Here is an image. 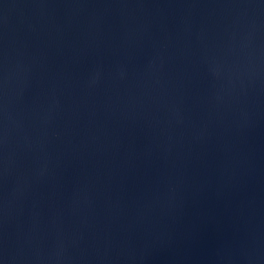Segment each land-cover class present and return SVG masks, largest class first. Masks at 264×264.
Masks as SVG:
<instances>
[{
	"label": "water",
	"instance_id": "obj_1",
	"mask_svg": "<svg viewBox=\"0 0 264 264\" xmlns=\"http://www.w3.org/2000/svg\"><path fill=\"white\" fill-rule=\"evenodd\" d=\"M0 264H264V0H0Z\"/></svg>",
	"mask_w": 264,
	"mask_h": 264
}]
</instances>
